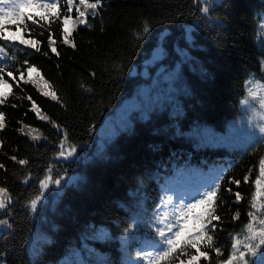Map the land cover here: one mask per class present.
<instances>
[{"label": "trees", "instance_id": "16d2710c", "mask_svg": "<svg viewBox=\"0 0 264 264\" xmlns=\"http://www.w3.org/2000/svg\"><path fill=\"white\" fill-rule=\"evenodd\" d=\"M101 3L97 14L89 15L88 26L75 25L73 10L75 30L69 44L62 42L59 21H40L43 27L23 33L24 38L40 42L38 53L18 40L7 42L15 45L6 51L16 62L9 59L5 73L12 71L16 79L5 75L13 93L0 104L5 117V127L0 129V164L5 166L0 168V186L9 190L13 203L0 212V219L11 225L0 234V264H67L70 254L85 249L87 264H147L137 257L159 241L155 222L174 182L182 176L191 183L205 178L213 181L218 175L223 176L216 209L221 219L213 221L217 229L210 234L222 254L217 257L214 250L202 246L210 258H201L199 264L226 260L230 235L241 233L252 210L264 141L226 146L204 142L201 132L224 134L242 116L246 84L252 77L260 78L262 71L264 0H218L205 6L206 13L198 0ZM61 13L69 14L66 0ZM192 24L188 42L185 27ZM145 26L149 28L146 33ZM7 27L15 32L16 25ZM49 33L59 55L48 46ZM160 39L168 45V53L177 46L188 54L178 74L179 109L171 112L162 105L150 108L144 116L132 113L129 126L96 152L97 131L146 82L139 72ZM174 58L169 56L170 61ZM29 65L39 75L25 84L17 69L28 79L25 69ZM33 102L49 120L31 111ZM22 127L24 133L35 129L33 135L41 138L32 140L19 131ZM61 140L76 147L75 159L58 161ZM21 159L28 163L19 165L16 161ZM49 167L54 179L69 176L75 181L61 184L60 193L49 195L33 212L30 201ZM246 175L249 183L243 182ZM231 180L241 183L237 186ZM237 191L240 203L235 202ZM236 213L239 218L233 220ZM162 264L178 262L171 259Z\"/></svg>", "mask_w": 264, "mask_h": 264}, {"label": "snow or ice", "instance_id": "6c2138e0", "mask_svg": "<svg viewBox=\"0 0 264 264\" xmlns=\"http://www.w3.org/2000/svg\"><path fill=\"white\" fill-rule=\"evenodd\" d=\"M62 6L63 0H0V41L6 42L0 45V62L3 64V66H0V104H4L8 96L13 93V84L8 79H5V75L13 80L16 79L12 71L5 73V68L8 67L7 61L11 59L13 64L16 62L15 57H9L6 51V48L15 47V45L7 42L18 40L20 45H24L25 48L33 49L38 53L41 51L40 47H38L40 42L36 39L24 38L23 33L28 32L31 34L36 31L35 26L43 27L40 21L47 23L59 21L63 25L62 42L69 44V37H71L75 30L72 27L73 18L70 15L73 10L77 13L76 20L79 22V25L88 26L87 19L89 15H96L98 9L102 7V3L101 0H94V2H90V0H78V3L75 0H66L68 15H62ZM201 11L206 13L208 12V8L204 7ZM28 22L31 23L29 24ZM9 23L16 25L15 32H12L7 27ZM143 31L146 33L149 31V28L145 26ZM48 46L52 53L59 55L56 41L52 38L51 33L48 34ZM17 50L21 51L23 49ZM43 54L47 55V53ZM24 63L27 64V60ZM25 70L28 73V79L24 78L23 71L17 69L19 80L25 84L32 80L33 73L39 75L38 70L34 66L29 65ZM15 86L19 87V83ZM260 89L258 91L250 88L247 98L242 103L247 104L249 101H255L258 102L261 109H264V85H261ZM43 94L49 95L48 92H44ZM51 95L53 99L57 98L54 92ZM31 111L35 112L39 119L49 120L47 116L41 114L35 102L32 103ZM51 123L54 128H59L55 122ZM4 127V113L0 112V129ZM23 127L19 130L22 134L29 135L34 141L41 138L39 135H33L36 131L35 129H30L29 132L24 133ZM260 131L264 133V127ZM59 148L60 151L57 159L65 161L71 160L77 152L76 147L66 145L64 140L60 141ZM11 159L16 160V157L13 156ZM16 162L21 166L28 163V161L23 159ZM4 167L3 164H0V168ZM51 171L52 169L49 167L45 177L39 180L38 194L30 201L29 205L33 212L36 211L40 200L50 184L61 185L63 177L54 179ZM261 177H264V159L259 161V176L254 181L257 192L253 195L250 202L252 210L247 213L248 222L243 226L240 234L230 235L229 238L232 243L228 258L218 261L217 264H264V207L257 208L255 203L256 198L260 194ZM222 180L223 176L218 175L215 180L207 183L203 188H198L187 199L179 197L175 204L172 197L164 200V206L171 207L172 211L171 213L160 212L157 216L156 225H162L159 227L154 226V231L159 237V241L152 246L153 250L139 253L137 259H146L147 264H162V262L171 259L176 260L178 264H199L201 258L205 261L210 258L209 252L203 250V248L214 250L217 257H219L222 254V249L215 244L214 236L210 233H214L217 229V224H214L213 221H220L221 219L216 215V209L218 207L220 181ZM23 182L27 183L28 181L25 180ZM243 182L249 183L250 177L246 175ZM230 183L239 186L241 181L231 180ZM228 191L231 192V189H228ZM234 195L235 202L240 203L242 200L240 192L237 191ZM180 201H183V203ZM12 203L13 200L9 190L6 187L0 186V212L6 211ZM238 218L239 213H236L233 216V220H237ZM0 225L11 227L9 221L6 219H0ZM189 249H194L195 252L190 253Z\"/></svg>", "mask_w": 264, "mask_h": 264}, {"label": "rangeland", "instance_id": "374dc122", "mask_svg": "<svg viewBox=\"0 0 264 264\" xmlns=\"http://www.w3.org/2000/svg\"><path fill=\"white\" fill-rule=\"evenodd\" d=\"M217 1L218 0H198V3L202 7H205L209 3H215ZM78 24L79 22L77 21L75 25ZM193 28L194 24L185 27V39L188 42L191 41L190 32ZM260 29V36L262 35V41L264 42V15H262V24ZM163 36L164 35H162V37ZM167 46L168 45H164L160 39L158 46L152 51L150 58L142 64L139 72L140 78L146 82L137 88L131 98L124 100L114 110V112L105 119L102 126L97 131L96 143L94 147L96 152L103 148L106 141L111 140L119 133V131L129 126V118L132 113L138 111L142 116H144L150 108H161L162 105H167L171 112L179 109V88L177 86L178 74L180 64L188 60V54L185 50H181L177 46L172 47V53H168ZM169 56H174L175 58L170 61ZM133 74H136L135 71ZM34 79H37L35 73H33L32 80L30 82H34ZM261 85H264V60L260 78L256 79L252 77L247 82L246 95L243 100L247 98L250 88L259 91L261 90ZM241 107L242 116L234 122L233 125H230L224 134H216L208 130L202 131L201 136L204 137V142L234 146L239 143H247L254 140L264 141V133H261L260 131V129L264 127V109H261L258 102L255 101H249L247 104L241 103ZM85 150L86 147L82 149V151ZM76 155H78L77 152L71 160L75 159ZM58 161L65 160L58 159ZM74 181L75 177L65 176L61 184H68ZM211 181L212 180L210 178H205L203 180H195L191 183V179H189V177L182 176L181 180H176L174 182L170 190L171 195L168 197H172L173 203H177L179 197L187 199L189 196L193 195L198 188H203ZM261 181L262 182L259 187L260 194L255 200L257 208L264 207V177H261ZM60 188L61 185L56 186L54 183L50 184L37 208L47 200L49 195H53V193L54 195H58L60 193ZM180 202L183 203V201ZM162 209V212L171 213L172 211L171 207H165L164 205L162 206ZM156 226L159 227L162 225ZM5 228L6 226L0 225V234ZM154 244L157 243L151 244L149 251L153 250L152 246ZM86 252V249L85 252L75 251L73 254H70L68 259L65 260V263L87 264L84 259V253L86 254Z\"/></svg>", "mask_w": 264, "mask_h": 264}]
</instances>
